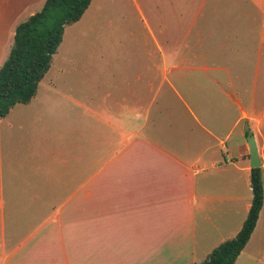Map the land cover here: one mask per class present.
<instances>
[{"label": "crops", "instance_id": "0c3cea01", "mask_svg": "<svg viewBox=\"0 0 264 264\" xmlns=\"http://www.w3.org/2000/svg\"><path fill=\"white\" fill-rule=\"evenodd\" d=\"M245 1L219 67L152 64L159 77L107 80L104 106L0 119V264H198L236 236L252 199L245 125L264 191V0ZM249 44L251 73L238 64ZM191 70L219 76L201 86ZM234 264H264V194Z\"/></svg>", "mask_w": 264, "mask_h": 264}, {"label": "rangeland", "instance_id": "374dc122", "mask_svg": "<svg viewBox=\"0 0 264 264\" xmlns=\"http://www.w3.org/2000/svg\"><path fill=\"white\" fill-rule=\"evenodd\" d=\"M44 2L4 0V5L0 6L3 13L0 31L5 40L9 39L0 67L13 46L10 30L14 31L29 13L39 11ZM247 9L245 0H91L80 20L64 28L62 41L31 103L14 105L4 122L26 120L27 111L44 106L58 110L61 102L66 108H75V101L104 106L108 102L107 80L132 79L145 72L148 77H159V69L157 75L147 70L152 64L158 68L160 64L165 68L179 64L194 65V68L219 67L222 63L220 39L223 34L236 33V23L231 29H227V25L241 21L239 14ZM192 25L196 27L189 37L190 44L184 48V33ZM223 51L227 53L226 48ZM232 64H237L236 60ZM238 64H245V71L252 72L250 44L245 46L243 59L240 58ZM261 64L264 65L263 56ZM185 74L201 86L208 84L209 75L219 76L218 72L194 70ZM124 87L111 86L117 94ZM177 90L184 93L181 87L177 86ZM46 98L51 101L45 102Z\"/></svg>", "mask_w": 264, "mask_h": 264}, {"label": "trees", "instance_id": "16d2710c", "mask_svg": "<svg viewBox=\"0 0 264 264\" xmlns=\"http://www.w3.org/2000/svg\"><path fill=\"white\" fill-rule=\"evenodd\" d=\"M91 0H45L41 9L18 24L13 46L0 67V119L16 104L34 97L62 41L64 28L78 22ZM251 204L236 236L214 248L198 264H234L255 228L263 205L261 168L250 170Z\"/></svg>", "mask_w": 264, "mask_h": 264}, {"label": "water", "instance_id": "95a60500", "mask_svg": "<svg viewBox=\"0 0 264 264\" xmlns=\"http://www.w3.org/2000/svg\"><path fill=\"white\" fill-rule=\"evenodd\" d=\"M244 128L247 133L246 141H247L248 153H249V166L251 169L260 168L261 163L259 160L254 137L247 125H245Z\"/></svg>", "mask_w": 264, "mask_h": 264}]
</instances>
